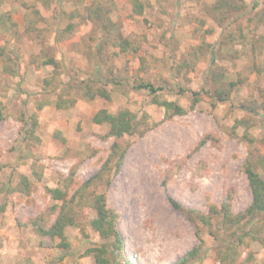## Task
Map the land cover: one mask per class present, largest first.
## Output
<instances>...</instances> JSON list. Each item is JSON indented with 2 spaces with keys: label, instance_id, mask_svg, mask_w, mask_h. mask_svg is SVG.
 Masks as SVG:
<instances>
[{
  "label": "rangeland",
  "instance_id": "1",
  "mask_svg": "<svg viewBox=\"0 0 264 264\" xmlns=\"http://www.w3.org/2000/svg\"><path fill=\"white\" fill-rule=\"evenodd\" d=\"M218 1L0 0V202L7 204L0 264H95L86 252L103 245L112 264H185L195 247L188 264H264V216L257 237L254 229L239 244L220 215L204 225L173 203L208 214L228 202L238 214L252 202L247 159L264 177V0H246L236 13ZM120 35L142 59L120 51ZM142 81L163 87L159 98L187 113L167 119L149 91L135 87ZM230 81L237 82L230 99L213 105L216 88ZM87 83L111 98L86 96ZM101 108L148 116L143 133L120 140L128 150L110 183L89 187L117 212L122 246L101 238L90 224L93 210L81 205L64 247L33 223L48 228L56 219L48 187H63L66 178L76 187L107 160L114 139H102L108 127L92 121ZM34 115L33 135L24 116ZM22 174L29 191L20 188ZM221 244L230 249L227 263Z\"/></svg>",
  "mask_w": 264,
  "mask_h": 264
},
{
  "label": "trees",
  "instance_id": "2",
  "mask_svg": "<svg viewBox=\"0 0 264 264\" xmlns=\"http://www.w3.org/2000/svg\"><path fill=\"white\" fill-rule=\"evenodd\" d=\"M246 0H224L223 2L218 1V7L223 12L236 13L244 10L246 8ZM72 28V25L69 26ZM117 46L120 48V51L127 52L133 51L137 53L142 59V51L128 38L120 35L116 42ZM98 53H101V46L98 48ZM50 63H56L53 59L50 60ZM184 65H188V62L185 61ZM182 67V66H181ZM179 67V69H181ZM214 77L217 80H220V76L217 72L214 73ZM53 80H45L46 85L52 83ZM242 80H239L241 82ZM224 83V82H223ZM237 85L236 81H230L228 83L229 87H226L225 84L219 85L216 88L215 94L213 93L212 101L213 105H216V102L227 101L231 97V91ZM137 89H146L152 95V103H156L161 107L165 108V117L167 119H172L176 115H184L187 113V109L184 108L181 104L176 101H171L167 99H160L158 96V91L162 90L163 87H157L150 82H139L135 86ZM228 88V89H227ZM86 96L95 98L96 96H102L106 99L111 98L110 92L106 87L100 86L95 88L90 83L85 85ZM194 103L199 101V93L195 92ZM58 106L62 104L58 103ZM244 107V106H243ZM3 112L0 109V119H4ZM25 117L24 124L32 123V127L28 128L30 134H35V129L38 125V119L36 115L31 117ZM147 114L138 118L137 114L131 109H121L115 113L110 112L106 108L99 109L93 116L92 121L99 125H106L108 127L107 131L104 134H100L102 139L113 138L114 141L111 145V151L101 167V170L90 177L86 182L74 186L72 178H66L63 184V187H48L47 191L51 195L54 204L51 206L53 212H57L55 221L48 228L42 227L36 221L33 223L35 229L38 232L51 236L53 238H60L61 245L68 247L67 236L65 233V228L68 225H73L76 221L77 207L81 205H89L93 210V218L90 220L92 228L99 234L101 238L107 242L112 241L116 247L122 246L121 244V235L117 227L118 223V214L115 210L108 207L107 197L105 193H100L97 191H91L89 187L91 185H96L97 183H110L111 175L118 172L122 164L123 158L128 150V144L124 146L120 140L125 136L134 135L136 133H143L144 129L142 127L148 126ZM205 143L203 139L201 144ZM245 172L247 174L249 185L252 191V202L251 204L243 211L238 214H233L231 206L228 202H223L219 208L216 205H211L209 208L208 214H203L198 212L195 209L182 206L180 203L173 200L175 206L182 209L190 219L199 220L204 225H212L214 220L221 216L219 220L221 224L226 228L228 234L233 235L238 243H242L243 238L248 235L250 232H254L255 237L260 229L254 228L256 223L262 221L264 216V177L258 172L257 165L252 159H247L244 165ZM20 188L22 191H29L32 186V181L30 178L22 174L20 177ZM19 188V189H20ZM71 189L73 193L70 194ZM7 204L0 202V216L6 210ZM110 243V242H109ZM223 245V244H221ZM225 246H221L219 249V257L222 261L227 263L229 259V253L227 252L230 249L223 250ZM235 250L234 246H232ZM227 250V251H226ZM87 254H92L94 257L95 264H112L108 258V247L103 245L101 247L89 248L86 252ZM199 253V247H195L193 250L188 252L182 259L181 263L188 264L189 262L195 260ZM230 263H235L234 258L229 260ZM131 264V263H127Z\"/></svg>",
  "mask_w": 264,
  "mask_h": 264
}]
</instances>
